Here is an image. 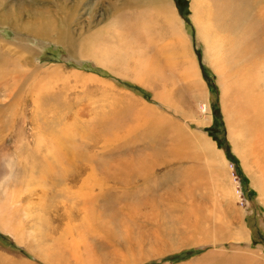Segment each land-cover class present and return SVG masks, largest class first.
<instances>
[{
    "label": "rangeland",
    "instance_id": "1",
    "mask_svg": "<svg viewBox=\"0 0 264 264\" xmlns=\"http://www.w3.org/2000/svg\"><path fill=\"white\" fill-rule=\"evenodd\" d=\"M57 1L75 2L86 23L90 18L81 11L87 8L81 7L83 3L90 2L96 17L109 9V0ZM111 1L122 4V0ZM192 1L171 0L199 69L198 85L187 82L176 65L167 63L163 43L168 39L148 40L136 0L112 13H125L129 33L142 44L143 56L152 67L145 85L95 65L59 43L0 23L1 215L15 205L12 197L24 186L27 173L35 170L36 175L49 160L41 156L43 146L35 147L36 127L48 138L55 129L48 128L53 130L50 133L47 122L56 128L69 120L83 128V135L76 138L79 158L71 163V170L65 174L69 165L58 162L53 165L56 174L45 176L44 193L40 187L34 190L43 198V228L25 234L23 243L0 230V264H264V122L246 114L245 108L254 101L242 83L239 47L233 50L236 40L243 41L246 25L236 13L240 31L215 28L221 39L222 66L237 82L223 95L218 69L207 58L205 40L192 18ZM0 3V12L5 8L23 18H37L38 12L51 15L56 2ZM202 5L215 12L222 0H204ZM250 25H255L251 18ZM26 45L33 48L31 53L19 48ZM128 66L131 73L134 62ZM250 71L248 76H255L254 93L263 95L264 80L258 77L264 71V57H257ZM92 74L98 78L88 83ZM101 79L106 86L97 82ZM119 114L122 118L117 120ZM203 136L221 155L200 150ZM70 151L59 154L68 156ZM83 164L82 182L72 176L73 166ZM137 169V175L126 174L122 183L111 177L119 170ZM16 200L24 204L28 194ZM22 208L13 207L9 217L12 224L18 222L16 234L24 226L25 232L32 227ZM160 224L165 227L162 231ZM239 238L246 239L236 241ZM74 248L83 252L80 263L71 256Z\"/></svg>",
    "mask_w": 264,
    "mask_h": 264
},
{
    "label": "bare ground",
    "instance_id": "2",
    "mask_svg": "<svg viewBox=\"0 0 264 264\" xmlns=\"http://www.w3.org/2000/svg\"><path fill=\"white\" fill-rule=\"evenodd\" d=\"M203 1L204 0L192 1V11H193L192 18L197 23L199 33L202 35V37L205 40L207 58L215 67V70L218 69L217 71L220 74L219 83L220 85H223L221 91L223 95H225V93L229 90V86L232 89L233 87L232 84H236L237 82L235 80H230L233 78V73L230 74L225 73L226 69H224L222 66L221 61H223V56H222L223 53L221 50L222 48L220 43L221 39L217 36L215 28L221 29L222 31L238 30L237 26L239 25L235 26V18H234V15L236 13L240 14L241 22L244 25H246V28L242 31L243 41L236 40L238 45L235 46V42H234L233 50L236 47L237 49L239 47V55L240 57H242L243 60L242 69L244 70L242 71V73H244V79L242 83L243 85H245L246 90L249 93L248 97L250 98L252 97L255 103L259 101L257 105L254 102L253 104L251 103V105H247L249 106V109L245 108L246 114L248 115V113H252L254 115V119L256 120V122L257 121L264 122V93L263 95L262 93H258V94L254 93L255 92L254 87L256 86L255 76L254 75L248 76V74L251 72L250 70H252V66L256 65L257 57H264V0H222L221 8H218L215 12H207V9L202 5ZM52 2L53 3L56 2L54 4L55 6L54 12H52L51 15L49 14L42 15L41 12L40 13L38 12L37 18L32 17L30 15H27L25 16V18H23L19 16L18 11H14L11 9L7 10L3 8L4 10L0 12V23L8 24L16 30L23 31L29 34L31 37H35L43 40H49L54 43H59L65 46L66 49L74 51L75 54L79 55L81 58L90 59L95 65L103 66L113 71L114 73L118 74V76L120 77H125V78L129 77L145 85L146 78L147 76H149L148 72L149 74H152L150 73L152 67L150 62L147 59H145L146 56L145 57L143 56L144 51L142 50L141 47L142 44L140 46V43L138 42L139 40L136 41L134 39L135 37L133 38L134 35L132 36L129 33V23L124 18L125 13L123 14L120 13V15H115V16L112 13L114 10H116V7H118L119 5H124V6L126 5L127 7L129 0H122V4H118V3L113 4V1L109 0L107 2L109 5V9L108 10L106 9L105 11L104 10L101 11L102 14H99V17H96L95 14L92 15V10L95 9L91 5H89L90 2L83 3V5L80 6L81 7L86 6L87 8L81 9V11H83L84 14L88 13V15H86L90 18L88 23H86V18L81 17L80 7H77L75 2L72 3L70 2L71 4H64L57 0H52ZM134 6L139 8L138 11H141V13L140 12L139 13L142 14L143 19L145 20L144 23L140 25L142 26V30L144 31L149 41L152 39H157L159 41L161 40L165 41L166 39H168L166 42L163 43V51H165L164 57L167 63L174 66L176 65L181 70L179 72L182 74V76L186 79L187 82L196 85H198V83H201V80L199 78V69L197 68L196 65V60L192 55L190 46L188 45V42L185 39L186 35L182 29L183 22L182 20H180L176 8L172 4L171 0H136ZM252 9H254L253 12ZM246 14L247 15L249 14L250 16L248 15L249 17L247 18ZM250 18L254 21L255 25L253 26L250 25ZM140 21H142V19ZM80 24L81 25L83 24L82 33L81 31H78V29H80ZM75 25L78 26L77 29H74ZM247 32H251L253 34L252 35L246 34ZM254 33H256L255 38H254ZM19 48H21L22 51L28 53H31L33 51V48L27 45L19 46ZM129 61L134 62V66L131 67V73L128 72V70H130V67L128 66ZM153 68L155 67L153 66ZM96 78H98L97 75H93V74L88 75L87 82L88 83L93 82ZM258 78H259L258 80L261 79L264 80V71L260 72ZM224 79H228V82L224 81ZM41 81L38 82L37 85L42 83ZM97 82L98 83L100 82L101 84L103 83V86H106L107 84V82L104 81L103 79L98 80ZM82 83L85 84V82ZM42 84H40V86H37V90L41 89ZM261 91L263 92L264 90ZM234 101L235 99L233 100V102ZM206 108H207V104L205 105V109ZM116 118L117 120H120L122 118V114L117 115ZM47 123H49L47 130L50 133L53 131L52 129H55L54 135L50 136V138H48V135L43 136L44 135L43 132H40L39 127H36L37 129L36 135L38 137L36 138V146H35L36 148H38L39 146L44 147L45 151L41 153V156L49 157L48 158L49 160L45 162L47 166L45 165L40 169H37L36 175L33 174V171L35 170H32L29 173H27L25 177L27 178L28 181L24 180V182H26V183L23 182L24 186L21 189H18L17 192H14V195L12 197L14 198V201H16L15 205L7 210L5 216L1 215L0 212V228L5 232L10 233L20 243H23V237L25 234L33 235L36 231H39L41 228H43V226L40 227L41 225L40 222L42 220V215H43L42 214L43 198L42 195H38L37 192H34V190H36V187L38 188L40 187L41 190V185L43 186L44 184H46L45 182L46 174L48 173L56 174L55 172H53L55 168L53 165L57 164L58 162L61 165L68 164L69 168L66 169L67 171L65 170L66 172L64 171L65 174H67L72 168L71 163L79 158V152H77L76 154V151L77 148L80 147V144L76 138L77 135H83L82 126L79 125L78 122L75 123L69 120H67V122H61L56 128L54 127L52 122H47ZM76 124H77V130H74ZM48 128H52V129H48ZM80 139H82V136H80ZM198 147L200 148L201 151L209 149V152L212 155H214V157L215 155L220 154V151L215 146V144L213 142H210L209 139L206 138L205 136H203V141L201 143H198ZM39 149L40 147L37 150ZM64 149L65 150L71 149L70 151L71 153L68 156L59 154L61 150ZM210 161L212 163L214 162L212 158L210 159ZM120 163L118 164L120 165ZM83 168H85V164L76 167L73 166V174H74V176H72L73 179L76 180L82 179V174L84 170ZM130 170L129 171L119 170L117 172H114L111 177L116 178L119 182L122 183L125 181L126 174L135 173L137 175L140 172L138 169L133 171ZM227 190L228 191L226 192H230L229 189ZM41 192L43 191L41 190ZM22 193H27L29 197V200L24 204H21L19 200H16V199H20V195ZM34 197H37L38 201H36L37 199H35ZM32 201H34L35 203V207L33 209H31ZM4 204H6V201ZM15 206H22L23 208L21 209V213L23 218L31 219L32 227L28 229L29 232H25L26 226H24V228H22L16 234V231L19 228L18 222L17 224L15 223L12 224L11 220L9 219L11 215V210ZM43 224L45 223L43 222ZM160 225L161 227L159 228L162 231L163 228L165 227L162 224ZM70 227L71 226L68 223L67 224L68 230L70 229ZM71 232H73V229L71 230ZM185 239L188 238L185 237ZM244 239L246 238H239L236 241H240ZM35 242L37 243V240ZM72 243L73 244L75 243L73 239H72ZM71 256L77 259V263L83 261L81 260L83 256V252L80 251L79 249L76 248L72 249Z\"/></svg>",
    "mask_w": 264,
    "mask_h": 264
},
{
    "label": "crops",
    "instance_id": "3",
    "mask_svg": "<svg viewBox=\"0 0 264 264\" xmlns=\"http://www.w3.org/2000/svg\"><path fill=\"white\" fill-rule=\"evenodd\" d=\"M106 78V77H105ZM0 230L4 233V234H6V235H11L10 233H8V232H5V231H3L1 228H0ZM12 236V235H11ZM249 239V238H248ZM247 239V240H248Z\"/></svg>",
    "mask_w": 264,
    "mask_h": 264
}]
</instances>
